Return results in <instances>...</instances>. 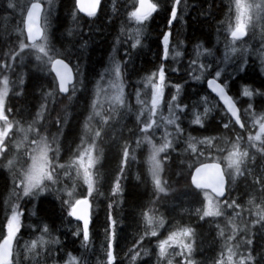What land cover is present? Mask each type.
<instances>
[{
    "label": "trees",
    "instance_id": "obj_1",
    "mask_svg": "<svg viewBox=\"0 0 264 264\" xmlns=\"http://www.w3.org/2000/svg\"><path fill=\"white\" fill-rule=\"evenodd\" d=\"M151 1L157 5V11L141 24L131 15L138 8V0H105L94 17L80 15L75 0H52L51 5L48 0H0V66L8 68L6 71L0 67V83L5 78L9 81L6 114L23 130L21 134L14 130L7 137V151L0 155V243L7 235L12 206H19L18 211L23 213L14 243L13 264H66L70 258L82 264H108L109 237L113 232L115 264H144L146 261L170 264L168 253L172 247L167 249L166 256L160 257L158 244L167 239L170 232L187 227L193 230L192 258L196 264H208L207 258L219 259L226 252L223 243L233 232L227 224L228 218L201 220L194 212L202 205L200 196L206 192L194 189L192 175L199 165L207 162H220L226 169L228 196L224 201L241 205L245 199L257 197L264 204V187L259 189L252 185L247 177L248 168L253 167L264 175V140H249L254 131L246 124L264 116V68L259 55L254 54L253 42L247 45L250 46L247 55L244 52L247 47L241 45L240 51L226 54L230 42L226 30L236 15L235 0H180L176 6L177 19L170 28L168 21L174 0ZM9 2L16 7L8 8ZM35 2L49 5L44 22L50 54L64 59L75 69L76 91L71 98L58 92L57 81L45 57L37 59L38 55L30 49L20 51V44L26 43L25 16ZM262 27L264 30V11ZM169 31L171 49L182 54L178 73H173L170 67L174 63L164 58L163 35ZM112 62H116L123 73L127 108L121 112L124 117L120 120L114 118L108 123L96 124L92 108L97 86ZM193 63L198 68L203 65L204 70L200 74L192 72ZM160 67L164 68L169 84L183 87L180 102L187 108L180 130L174 134L175 145L163 157L165 191L162 193L154 188L146 165V145L141 133L143 113L139 119V112L144 111L150 101L151 87L147 83L153 74L158 76ZM217 70L221 72L219 81L228 85L229 94L241 110L244 130H240L220 106L203 116V127L193 121L192 112L201 113L202 104L216 102L205 83L214 78ZM246 88L254 93L252 97L243 94ZM200 103L201 106H197ZM225 122L229 124L228 129L223 127ZM91 123L98 158L92 194H88L83 181L69 183L53 171L57 183L51 185L50 182L44 195L26 198L17 195L13 177L27 166L37 132L53 144L54 165H65L74 159L86 140L88 144L91 142V136L85 139ZM209 139V144L199 143ZM190 142L195 145V152L189 148ZM234 144L239 146V155L235 156L239 162L236 180L230 177L225 160ZM125 151L127 162L122 167ZM8 160H13L11 168ZM118 182L120 188L115 191ZM84 198H88L92 207L87 242L83 240V226L67 214L68 202ZM247 210L242 213H250ZM148 217L155 220L151 226L147 223ZM244 222V232L232 240L230 248L244 252L243 256L250 258L247 264H264V236L259 235L258 225L251 226L252 220L247 215ZM173 224L180 226L169 232ZM45 226L47 233L43 231ZM153 228L156 236L150 235ZM41 238L48 243H40ZM33 243L37 245L35 249L31 247ZM133 253L135 259H131ZM180 262L181 259H176L172 263Z\"/></svg>",
    "mask_w": 264,
    "mask_h": 264
},
{
    "label": "snow or ice",
    "instance_id": "obj_2",
    "mask_svg": "<svg viewBox=\"0 0 264 264\" xmlns=\"http://www.w3.org/2000/svg\"><path fill=\"white\" fill-rule=\"evenodd\" d=\"M49 5H51L52 0H48ZM236 8H237V17H236V25L233 31H231V38L232 41L235 42L237 40L243 39L248 32H247V25L248 22L246 20V16L250 18V11L251 6H255L258 9L261 8L260 5H244L242 8L243 0H235ZM139 7L136 11L131 13L132 17L136 20L137 23H143L149 20L153 13L157 11V5L152 3L151 0H138ZM180 4V0H174V5L170 10V19L168 21L169 28L171 27V23L177 19V8L176 6ZM8 8L14 9L16 5L14 3L9 2L7 5ZM99 7H96L94 11L86 12L87 16L94 17L97 13ZM43 8L42 5L37 3L31 4V10L27 12L26 22L24 23V29L26 30V41L27 43L20 44V51L23 52L25 48L35 49L37 52L42 53L43 57H47L45 63L50 65V70L54 72L55 76L54 79L58 80V92L69 94V98L73 95L76 91V82L73 75V70L69 66L68 62H65L62 58H55L54 55L50 54L48 49V37L45 34V30L41 27V18H42ZM171 31L165 33L163 35V50H164V58L167 59V52L169 50V41H170ZM139 39H137V44H139ZM135 47V45H133ZM235 50V49H233ZM59 55V53H56ZM177 56L180 55L179 52L176 53ZM42 57L37 56V59H41ZM4 68V70H8L7 65L0 66ZM203 67V65L201 66ZM115 75L117 77L120 76V68L117 65L115 69ZM221 72L217 70L214 73V78L207 82V87L223 101L224 105L227 107V111L231 114L232 117L235 118L234 124L238 125L241 129L244 128V123L239 117V111L236 107V104L231 96L228 95L226 89L228 87L227 84H224L223 81H219ZM159 84L155 86L154 93L152 97V107L158 108L161 102V98L163 96V91L165 87V70L163 67H160L158 72ZM198 78V77H197ZM156 74L150 78L149 82L152 85L155 84L156 81ZM8 79L5 78L3 80L4 87L0 89V155L7 151V145L5 144V139L13 129V122L9 121L8 116L6 115V98L8 96ZM223 85V86H222ZM71 86V93L70 87ZM116 89L115 94L112 96L111 100L115 105H123V87L122 85H113ZM177 95L180 93V88H176ZM245 96L252 97L254 93L249 89H244ZM51 95V93H49ZM171 99L173 101L176 100V96H172ZM171 112L172 109L169 108ZM181 112L184 109H180ZM207 112V109H205ZM91 119V117H89ZM177 119L169 118L167 120L168 124L176 125L177 129H180L179 124H177ZM259 134L255 136H250L249 140L255 141H262L264 140V116H260L259 118ZM194 123L203 127L202 118L197 115L195 117ZM225 129L229 128V124L225 122L223 124ZM33 129H29L28 131H32ZM146 130V129H145ZM37 139H34L32 143H34L35 147L32 148V152L29 153V158L31 160V164L27 167H24L22 172L19 175L13 177V184L15 189H18L17 195L22 197H38L40 196L45 190H47L51 185H55L57 183V178L54 179L53 175V165L49 159V153L53 150V144L49 142L48 138L41 137L37 132ZM239 137H237V140ZM202 144H209L211 140H202L199 141ZM171 146V141L164 143L159 148H154L152 156L150 158V168L153 178V185L156 191L164 192L165 189L161 185L160 173L162 171V165L159 160V154L164 152ZM189 148L192 149L193 152L196 151L195 145L193 143H189ZM238 144L233 145V150L228 155V164L229 166H236L238 168L239 162L233 159V156L239 155L238 151ZM246 155V153L244 154ZM127 151L123 153V160L121 166L123 167L127 162ZM8 165L11 168L13 166V160H8ZM95 165V159L92 155L91 149L88 151H82L79 154V158L75 161V167L77 168L78 174H83L84 182L92 188L94 186V180L91 175V168ZM59 167H64L63 165H59ZM208 167V165H205ZM18 181V183H17ZM51 182V185L46 184L45 182ZM120 184L119 182L116 185V189L119 190ZM71 193H69V196ZM205 200H208L211 203V198L205 193ZM88 199L84 198L80 201L68 202V215L73 217L76 221L82 222V233H83V240L87 242L89 240V226L91 222L90 212L87 216H82L78 212V208L81 204H87ZM18 207L12 210L11 218L8 220L6 225V232L7 235L3 239L2 243H0V264H13V242L16 239L17 234L20 232L21 229V216L23 215L22 212L18 211ZM90 209V205H89ZM219 208H216V211L213 213L204 212L202 215L199 216V219L203 220L205 216L208 215H220ZM111 219V217H110ZM147 223L151 226L155 223L153 217L147 218ZM160 224H163V221H160ZM112 228H115V221L112 220L111 223ZM45 233L48 232V228L45 226L43 228ZM80 232L77 231L76 235H79ZM114 232L112 236L109 237V248L107 250V261L108 264H115L116 257L113 254L112 243L111 241L114 239ZM151 236H156L157 231L155 228L150 232ZM193 235V230L190 227L183 228L179 231L172 232L167 239H163L159 244V256L164 257L167 255V249L170 247H176L180 249V255H184L187 252V257H191L192 255V247L191 244L187 243L186 241L191 239ZM58 243V241H56ZM40 243L47 244L48 241H45L41 238ZM36 243L31 245L32 249L36 248ZM227 260L228 264H232L234 253L232 249L229 247L227 248ZM136 254L133 253L131 259H135ZM70 264H75V261H72L70 258ZM144 264H151V261H146ZM159 264V262H158ZM182 264H194L190 259L185 258L182 261ZM216 264H225V259L223 254L221 257L216 261ZM243 264V261H242Z\"/></svg>",
    "mask_w": 264,
    "mask_h": 264
},
{
    "label": "rangeland",
    "instance_id": "obj_3",
    "mask_svg": "<svg viewBox=\"0 0 264 264\" xmlns=\"http://www.w3.org/2000/svg\"><path fill=\"white\" fill-rule=\"evenodd\" d=\"M244 5H260L261 8L258 9L255 6H251V11L249 13L250 18L249 17H245L248 25H247V32L248 34L243 37V39L241 40H237L235 42L232 41L231 38V31L234 30L235 25H236V17H237V8H236V3H235V9H236V15H233L231 21L229 22L228 26H227V34L228 37L230 39V42L227 44V50H226V54L230 55L229 53L233 54L236 53L237 51H240V45L242 47H247V45H249V42H253L256 46L255 50V55H259L260 57V62L263 65L264 68V30L262 27V12L264 11V0H243V4H242V8ZM49 8V5L45 6V12L46 9ZM46 15V13H45ZM46 19V18H45ZM44 28H45V34L47 35V26H46V21L44 22ZM48 36V35H47ZM170 44V42H169ZM25 49H29V48H25ZM48 49H49V44H48ZM235 49V50H233ZM31 51L35 52V55L41 56L43 57L42 53L37 52L35 49H30ZM50 51V49H49ZM250 51V46H248L247 48L244 49V52L246 53V55L249 53ZM176 51L174 49H171L170 45H169V50L167 52V59L171 60L174 64L170 65V67L173 68V73H178L179 67H180V61L182 58V54L180 53L179 56L176 55ZM47 60V57H45V61ZM118 64H116V62H112L111 66L106 70V72L103 75V78L101 79V81L99 82L98 86H97V91H96V96H95V101L93 104V108H92V118H95L94 123L96 124H100L101 122H106L113 120L114 118L117 119L119 118V120L121 118H123L124 116H121V112H124L127 108L126 105V83L124 81V77H123V73L120 68V76L117 77L115 75V69L117 67ZM197 64L193 63V66L191 71L194 72H198L199 74L204 70V67H196ZM156 81L154 85L151 86L150 82L148 81V86L151 87V96H150V101L148 103V105H145V110H141L139 112V119H140V115L143 113L142 117L144 118V123L142 125V137H143V142L144 144L147 146L148 150H147V158H148V165L150 168V158L152 156L153 153V149L154 148H159L161 147L164 143H167L168 141H171V146L166 149L164 152H161L159 154V160L161 162L162 165V171L160 173V179H161V185L163 186V179H162V174L164 171V163H163V157L164 155H166L169 151H171L173 149L174 144V134L179 131L176 127V125H172V124H168L167 120L169 118H173V119H177V124H179L180 126V121L182 119V116H184V114L187 111V108L184 107L180 100L181 97L183 96V87L181 86H176V85H171L166 81L165 78V87H164V91H163V96L161 98V102L158 108H153L152 107V97H153V93H154V88L156 85L159 84V77L156 76ZM4 80V79H3ZM202 81L200 80V83ZM113 85H122L123 87V100H124V104L121 105H115L111 98L112 96L115 94L116 89L113 87ZM4 87L3 81L0 83V89H2ZM179 87L180 88V93L177 95L176 93V88ZM8 89L10 90V86L8 83ZM8 96H9V91H8ZM8 96L6 98V105H7V99ZM172 96H176V100L173 101L171 99ZM139 103L140 105H142L143 100L141 98V96L139 97ZM197 106H201V103L198 104ZM169 108L172 109V111H169ZM180 109H184L183 112L180 111ZM205 109H207V112H205ZM218 109V103L212 101L209 104H206L205 106H201V113H199V111H194L191 113V115L193 116V121L195 120V117L197 115H199L201 118H203V116H208L210 113L215 112ZM119 113V114H118ZM7 115V114H6ZM8 119H9V115ZM91 119V120H93ZM100 120V122L98 121ZM10 121V119H9ZM258 119H254V120H249L246 121L247 126L249 127V130L252 132L251 136H255L259 134V128H260V124L258 122ZM3 122H0V124H2ZM92 126V123L89 124V126H87L86 129V137L85 139L89 136H91L90 138V143L88 144L87 140L84 144V146L82 147V149L79 151L78 154H76V156L74 157V159L70 162L67 163L65 165H63L64 167H59V165L61 164H55L53 163L52 159H51V152L49 153V159L53 165V169L52 171H57L59 174H61V176L67 180L69 183H75L77 180H81L84 182L83 179V174L80 173L78 174L77 172V168L74 166L75 165V161L79 158V154L82 151H88L89 149H91L92 155L95 159V165L94 167L91 168V175L92 177L94 176V171L96 166L98 165V158H97V154H96V148L94 146L93 143V138H94V134L91 133L90 127ZM98 128V127H96ZM146 129V130H145ZM16 131L17 133L21 134L22 133V129L15 126L13 124V131ZM10 132L8 134V136L12 133ZM28 131H25L26 135H27ZM30 132H33L30 131ZM24 133V135H25ZM95 133L97 134V130H95ZM178 133V132H177ZM89 134V135H88ZM7 136V137H8ZM6 137V139H7ZM5 139V141H6ZM176 140V139H175ZM255 141V140H254ZM22 147H25V145ZM35 145L33 143V146L31 147L30 153L32 152V148H34ZM172 148V149H171ZM228 155L225 157V160L227 162V171H229L230 173V177L233 180H236L238 177V171H237V167L236 166H229L228 164ZM247 155V153H246ZM245 155V156H246ZM29 157V156H28ZM233 159L235 161H238L237 158L235 156H233ZM253 159L254 157L251 158V162L253 163ZM31 164V160L30 158H28V163L27 166H29ZM26 166V167H27ZM54 166L56 168H54ZM201 166V165H199ZM198 166V167H199ZM197 167V168H198ZM248 178L250 180V182L252 183V185H257L260 188L264 187V175L263 173H259V171L257 170V167H253L252 168H248ZM151 170V168H150ZM151 173V171H150ZM152 176V173H151ZM243 177V175H242ZM18 182V181H17ZM46 184H49V181L45 182ZM85 183V182H84ZM263 184V186H262ZM85 185L88 188V194H92L93 193V187L89 188V186L85 183ZM115 191H118L115 188ZM46 192V190L41 194L44 195ZM208 196L211 198V203H209L208 200H205V193L202 194L200 196V200L202 201V205L199 207V209H196V207L194 209V212L197 213L198 216L202 215L204 212H209V213H213L216 211V208H219L220 211V215L216 216V215H208L205 216V218H212V220L216 221L218 220L221 216H225L228 218V222L227 224L229 226L232 227L233 232H232V236L229 239H226V242L223 243V246L226 247L224 254V259H225V264H228V260H227V247H230V243L234 242L232 240H234L235 237H237L238 235H240L241 233L244 232L245 230V222H244V216L247 215V217L252 220V224L251 226L254 227L255 225L259 226V235H263L264 236V204H262L260 202V198L257 199V197H254L252 199H245L244 202L241 203V205H238V203L235 201L229 202V201H218L212 194L207 193ZM72 195V194H71ZM22 197V196H21ZM26 198V197H23ZM88 199V198H87ZM81 200V199H79ZM77 200V201H79ZM14 208H17L16 206H12L13 210ZM248 210H247V209ZM244 210H247V212L250 211V213L245 214L242 213V211L244 212ZM11 215H12V211H11ZM238 224H242L238 226ZM180 225H171L168 229V231L170 232L171 229H175L177 227H179ZM242 230V231H241ZM171 234V232H170ZM169 234V235H170ZM241 242H244V238L241 239ZM187 243L193 244V241L191 239L186 241ZM240 242V243H241ZM244 247H246V245H244ZM231 249H233L231 247ZM232 252L234 253L233 256V260H232V264H247L248 262H250V258H247L245 256H243L244 252H240V251H234L232 250ZM180 249L176 248V247H172L169 254V261L171 262L170 264H174L172 263L173 261H175L176 259H181V262L178 264H182V261L185 258L190 259L192 262H194V264H196L197 262L195 260H193L192 255L191 257H187V252L184 253V255H180ZM221 256H219L218 258H220ZM217 258V257H216ZM216 258L212 259V258H207L209 259L208 264H216ZM107 259V258H106ZM72 261H75V264H82L78 259L75 258H71ZM66 264H70V260L66 263Z\"/></svg>",
    "mask_w": 264,
    "mask_h": 264
},
{
    "label": "water",
    "instance_id": "obj_4",
    "mask_svg": "<svg viewBox=\"0 0 264 264\" xmlns=\"http://www.w3.org/2000/svg\"><path fill=\"white\" fill-rule=\"evenodd\" d=\"M75 1H76V8H77L78 12L80 13V15L87 16L86 12L94 11L96 7H99L98 10H97V13H96V15H97L99 13V11H100L102 3L105 0H75ZM41 5H42V8H43V12L41 14L42 15L41 27L43 28L44 6H43V4H41ZM138 7H139V4H138ZM30 10H31V6L29 7L28 11H30ZM87 17H89V16H87ZM26 18H27V13H26V16H25L24 23L26 22ZM24 31H25V36H26V30L24 29ZM65 62H67V61H65ZM69 66L73 70V75H74V78H75V81H76L75 70L71 66L70 63H69ZM52 74L55 76L54 72H52ZM211 79H213V78L208 79L207 82L209 80H211ZM56 81H57V84H58V80H56ZM207 82L205 83V85H206V88H207L208 92L213 97H215L218 100L220 106L224 109L226 114L234 122L235 118L232 117L231 114L227 111V107L224 105L223 101L220 100V98L216 95V93L212 92L207 87ZM69 87H70V90H71V86H69ZM226 92L228 93L229 96H231L229 94V92L227 91V89H226ZM60 94L62 96H64V97L69 95V94H65V93H60ZM234 102H235V100H234ZM235 104H236V107H237V109L239 111V117H240V119L243 122V119L241 117L240 108H239V106H238V104L236 102H235ZM236 126H238V125H236ZM238 128L240 130H244V128L241 129L239 126H238ZM205 165H208V167H205ZM191 183H192V186L194 187V189L197 190L198 192H209L210 194H212L219 201L225 200L227 198V196H228V177L226 175V171H225L224 166L221 163H219V162H208V163L202 164L201 166L196 168L194 170V172H193ZM89 205H90V209H89ZM78 212L82 216H87L89 214V212H90V218H91V222H90V226H89V232H90V228H91V225H92V207H91L90 201L88 200L87 204H81L79 206V208H78ZM73 220L75 222H77V223L82 225V222L76 221L74 218H73ZM13 258H14V242H13V257H12V260H13Z\"/></svg>",
    "mask_w": 264,
    "mask_h": 264
},
{
    "label": "flooded vegetation",
    "instance_id": "obj_5",
    "mask_svg": "<svg viewBox=\"0 0 264 264\" xmlns=\"http://www.w3.org/2000/svg\"><path fill=\"white\" fill-rule=\"evenodd\" d=\"M165 78H166V77H165ZM216 102L218 103V101H217V100H216ZM218 106H220V104H219V103H218ZM173 147H174V146H173ZM145 148H146V151H145V150H144V151H145V153L147 154V150H148V148H147V146H146ZM171 149H172V148H171ZM167 154H168V153H167ZM147 157H148V156H147ZM146 165H147V167H148V168H147V169H148V171H151V170H150V168H149V165H148V158L146 159ZM113 254H114V253H113Z\"/></svg>",
    "mask_w": 264,
    "mask_h": 264
},
{
    "label": "bare ground",
    "instance_id": "obj_6",
    "mask_svg": "<svg viewBox=\"0 0 264 264\" xmlns=\"http://www.w3.org/2000/svg\"><path fill=\"white\" fill-rule=\"evenodd\" d=\"M76 82V81H75Z\"/></svg>",
    "mask_w": 264,
    "mask_h": 264
}]
</instances>
